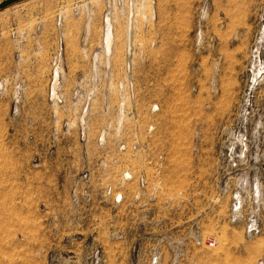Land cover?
Segmentation results:
<instances>
[{
	"label": "rangeland",
	"instance_id": "374dc122",
	"mask_svg": "<svg viewBox=\"0 0 264 264\" xmlns=\"http://www.w3.org/2000/svg\"><path fill=\"white\" fill-rule=\"evenodd\" d=\"M123 2L23 0L0 10V264H259L264 229L248 236L245 225L264 219V0ZM106 17L112 61L93 70ZM60 34L62 103H53ZM80 75L91 102L72 98ZM24 99L39 102L37 117L20 115ZM107 126L106 158L118 164L91 184L124 201L95 195L76 205L71 191L101 155ZM62 165L78 173L56 198Z\"/></svg>",
	"mask_w": 264,
	"mask_h": 264
},
{
	"label": "built area",
	"instance_id": "2783aa9c",
	"mask_svg": "<svg viewBox=\"0 0 264 264\" xmlns=\"http://www.w3.org/2000/svg\"><path fill=\"white\" fill-rule=\"evenodd\" d=\"M117 3L120 4V6L124 5L123 0H117ZM75 6H76V4H75ZM133 6H134V4H132V2H130L129 3L130 11H131V8ZM76 9L78 10V7H76ZM133 17L134 16H132V18ZM133 21H134V18H133ZM60 26L61 25H60V20H59L58 28L61 29ZM129 36H130L129 37L130 39H129V45L127 48V63H126L125 70L129 74H132V71L134 69L133 58H134L135 52H134V49H133L132 43H131L132 42L131 41L132 33H129ZM58 40H59L58 41L59 43H58L57 48L55 49V52L53 53V57H52V61H51V73H50V81H49V99L53 103H55V102H61L62 103V100L60 99V95H59V90H60V86L62 83V71L61 70H62V66H63V60H64L66 48H65V43H64V39H63L62 34L59 35ZM130 56H131V59H129ZM111 61H112V54L108 55L106 50H104V47L103 48L100 47L94 53L93 70L100 69L102 64L105 65L106 69H110ZM130 69H131V72L129 71ZM77 80H78V84H77L76 90H74L73 95H72L73 100L77 101V102H87V103L91 102L92 96H94V95H92L93 93L90 92L88 95H85V93H82V88L84 89V85H85L84 75L78 76ZM57 82H58V86H57L58 96H55L54 84ZM97 83H98V80L96 78H94L93 82H92V86L93 85L95 86ZM125 83H127V85L133 86L132 78L127 80ZM121 106L123 107L124 103H122ZM158 108L159 107L157 105H155L152 107V111H154V112L158 111L159 110ZM87 114H88V107L84 106L83 107V114L81 116V123L85 124V122H83L82 120L85 119ZM110 132H113V130H111V126H107L101 130V132L98 136V140H97V143L99 145V149L102 151L101 155L99 157L97 156V160L93 161L94 167L92 169L88 168L84 172H82L81 175L77 176V186L76 187L74 186L73 190L71 191L72 200L76 205L80 201H83L84 203L87 202L89 204L95 195H98V196L101 195L103 197H108L116 205L121 204L124 201V195L121 192H118L112 186H109L106 188H101L99 186L93 187L91 184L93 177H95V176L101 177L100 171L107 172L112 165L118 164L117 159L106 158L107 153H108V145L106 143V139H107V135L109 136ZM81 135L84 137L85 134L82 132ZM82 139L84 140V138H82ZM135 147L137 148V146H135ZM127 148L128 147L126 144H120L117 147V151L119 153L124 154L127 151ZM89 166H90V164L88 163L87 167H89ZM132 178H133V174L131 172H126L124 174V180L125 181H129ZM139 183H140L141 187H143V189L146 188L148 181H147V178L145 175H143V174L140 175ZM240 205H241L240 200L235 198L234 202H233V208H232L234 215H236L237 212L241 210ZM263 229H264V219H261L258 215L257 216L254 215L251 218H249L246 225H245V231H246V234L248 236L260 235L263 232ZM199 242H200L199 244H204V239L202 238L201 240H199ZM205 243L208 247H214V245H215L214 241L211 240L210 238H207ZM259 264H264V258H262L260 260Z\"/></svg>",
	"mask_w": 264,
	"mask_h": 264
},
{
	"label": "crops",
	"instance_id": "0c3cea01",
	"mask_svg": "<svg viewBox=\"0 0 264 264\" xmlns=\"http://www.w3.org/2000/svg\"><path fill=\"white\" fill-rule=\"evenodd\" d=\"M53 53H54V49L51 50V54H53ZM32 63H33V60H32ZM24 102H25V107H21L20 115L22 117L23 116H29L31 118L37 117L39 115L40 111L36 108V106H35L36 104L35 103L38 102V101H36L34 99H30V100L24 99ZM39 102H40V104L42 106H44L45 102H46L45 101V97H43V96L40 97ZM55 170H56L57 173H60L62 175V186H58V184H59L58 177H57V179L53 180V182L57 183L56 191H54L55 194L57 195L55 197L58 198V196H60L59 193L62 192L61 195L63 197H65V198H67V195L69 193V188L71 187V184H73L74 177L78 173V171L77 170H74V171L71 170L70 171L66 167L63 168V165H62L61 168H58L56 166Z\"/></svg>",
	"mask_w": 264,
	"mask_h": 264
},
{
	"label": "bare ground",
	"instance_id": "6f19581e",
	"mask_svg": "<svg viewBox=\"0 0 264 264\" xmlns=\"http://www.w3.org/2000/svg\"><path fill=\"white\" fill-rule=\"evenodd\" d=\"M104 27H105L104 28V36H103L104 50H106V52L108 53V55H111L112 54L111 53L112 47H114V41L115 40H114V37H113L112 22H111V19L109 17H106V21H105V26ZM260 66H261V68H259L260 71H258V73L259 74H262L263 73V70H264V63L261 62ZM257 70H258V68L256 69V72H257ZM57 86H58V82L54 84V94H55V96H58ZM0 87H2V85H0Z\"/></svg>",
	"mask_w": 264,
	"mask_h": 264
},
{
	"label": "water",
	"instance_id": "95a60500",
	"mask_svg": "<svg viewBox=\"0 0 264 264\" xmlns=\"http://www.w3.org/2000/svg\"><path fill=\"white\" fill-rule=\"evenodd\" d=\"M20 1H23V0H4L3 2L0 3V10L5 9Z\"/></svg>",
	"mask_w": 264,
	"mask_h": 264
}]
</instances>
